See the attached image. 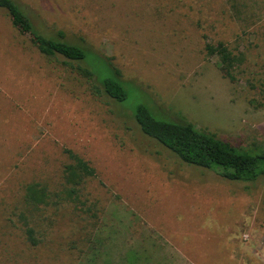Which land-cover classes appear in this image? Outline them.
<instances>
[{
	"label": "rangeland",
	"instance_id": "rangeland-1",
	"mask_svg": "<svg viewBox=\"0 0 264 264\" xmlns=\"http://www.w3.org/2000/svg\"><path fill=\"white\" fill-rule=\"evenodd\" d=\"M13 1L39 32L109 62L128 107L236 148L264 143V0ZM216 42L243 58L231 79L205 55ZM35 45L0 10V264H264V179L226 181L180 162ZM63 149L95 171L73 203ZM31 182L60 198L32 214L35 247L14 216Z\"/></svg>",
	"mask_w": 264,
	"mask_h": 264
},
{
	"label": "trees",
	"instance_id": "trees-1",
	"mask_svg": "<svg viewBox=\"0 0 264 264\" xmlns=\"http://www.w3.org/2000/svg\"><path fill=\"white\" fill-rule=\"evenodd\" d=\"M0 10L10 18V24L35 40L37 52L48 58H62L63 63L79 78L83 79L91 94L106 96L128 108L139 131L153 140L180 162L195 168L213 172L219 178L241 183H253L264 179V143L255 142L236 148L215 134L196 129L192 124L179 120L156 119L152 109L141 102L128 107L126 102L128 86L120 81L118 71L109 62L96 56L84 47L68 43L62 32L47 36L36 30L24 11L13 0H0ZM206 57H215L222 75L232 78L234 70L243 62L241 54H233L222 42L204 45ZM67 163L61 171L64 185L63 201L79 200V187L89 178L95 177L90 164L63 149ZM52 195L46 186L37 182L25 184L21 209L14 215L25 241L32 247L40 238L32 223V214L48 204ZM60 199V198H59Z\"/></svg>",
	"mask_w": 264,
	"mask_h": 264
}]
</instances>
